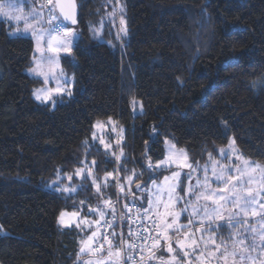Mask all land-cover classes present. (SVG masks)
Instances as JSON below:
<instances>
[{
  "label": "trees",
  "instance_id": "1",
  "mask_svg": "<svg viewBox=\"0 0 264 264\" xmlns=\"http://www.w3.org/2000/svg\"><path fill=\"white\" fill-rule=\"evenodd\" d=\"M36 2L39 8L41 0ZM76 4L77 38L71 55L60 57L74 78L72 95L54 98V106L34 98L42 81L27 74L31 38L10 36L13 26L0 21V264H86L87 256L79 255L83 234L57 225L63 210L97 220L89 208H102V235L115 230L127 240L130 221L121 213L133 197L125 199L112 178L103 188L105 173L122 165L127 171L117 179L125 189L133 170L141 178L131 189L136 183L149 187L150 176L158 180L167 172L147 168L149 158L153 164L163 159L166 140L196 165L217 160L232 138L244 158L264 166V0ZM109 118L124 130L120 162L91 142L93 125ZM93 160L103 197L89 179L74 180L71 195L48 189ZM108 198L118 200L111 228L104 223L112 218L103 202ZM135 202L146 208L147 198ZM123 256L120 264H131ZM166 258L161 243L142 264Z\"/></svg>",
  "mask_w": 264,
  "mask_h": 264
},
{
  "label": "snow or ice",
  "instance_id": "2",
  "mask_svg": "<svg viewBox=\"0 0 264 264\" xmlns=\"http://www.w3.org/2000/svg\"><path fill=\"white\" fill-rule=\"evenodd\" d=\"M118 2V0H117ZM69 4L71 7H74L73 0H69ZM62 5V0H44V3L40 4L39 10L35 7L27 14V16H21L20 14L13 13H21L23 11L22 8L17 7L15 0H9V3L6 5L7 9L10 11H4V5H0V15L4 16L8 21L16 22L17 24L21 19H24L25 24L23 31L28 32L31 29L32 35L36 39L37 47L36 52L40 53L39 60H36L34 67L30 69L36 76L43 77L44 84H48L49 82V73L51 72V66L55 65L57 68L59 67V54L61 52L71 54V43L72 41L68 39L73 36V29L64 25L63 21L70 20L72 24L76 23L74 16L65 11ZM59 8V15L56 14V10ZM44 9L47 10L48 19L46 21L43 20ZM63 17V20L60 17ZM30 18V19H29ZM31 21H35L37 27H33ZM44 23L49 25L48 28H44ZM120 23L122 25L125 24V20L123 17L120 19ZM16 31H20L19 28ZM11 34L15 35L16 32H12ZM126 34V32H125ZM96 35H99L97 32ZM46 53H52L53 55H47ZM45 66L48 67L49 71H44ZM53 80L57 81V86L53 88H41L36 89L34 91V96L36 100H38L42 104H51L55 105L54 95H68L71 96L72 93L70 91L71 83L65 78V74L61 69L59 73L51 77ZM260 87L264 88V85H260ZM108 124L113 125L112 131L117 133V140L122 141L123 129H117L115 127V122L109 118ZM106 125L101 122H97L93 125V128L99 129L104 128ZM99 139V143L104 146L106 153H109L117 162L121 161V158L124 156L123 149H119V155H117L116 150L112 148L111 142H106V139L103 136L97 137V134L93 132V139ZM231 144H235V141H231ZM86 147H91L85 141ZM171 151V149H170ZM221 155L228 159V153H226L223 149H220ZM175 155V154H174ZM210 159L212 158V154L209 153ZM236 159L241 160L242 157L240 154H236ZM126 162V161H125ZM175 165L177 171H172L171 175H165L163 177V181L157 183V179L154 176H150V180L152 185L155 186V190L152 191L149 189L147 184L141 185L140 183H136V191L131 189V185L139 181L141 176L137 174L135 170L132 171L130 175L125 177V180L129 187L125 189L124 182L117 179L118 173L120 171H127V169L123 168L122 165H118V168L114 172H106L103 180V188H107L109 186L108 179L112 178L116 181V186L119 187L120 193L126 199L128 196L133 197L132 202L125 203L124 209L126 212L121 213V218L127 219L128 221H133V217L128 213L131 212L133 208H136L137 216L136 218L140 219L141 222L143 220L148 219L151 221L150 225L147 227V231L149 233L148 236L144 235V232L141 231L138 235V239L141 243L146 244L149 248V251L152 255H155V249L160 246L161 239H163L164 243L167 244V251L169 253H173L175 249L173 248V240L176 242V249H179L184 253L183 257H181V264L185 258L188 257V251L186 248L191 246L192 251L195 252L198 256L203 254L198 251L200 241L194 238V232L189 230L187 227L181 225L179 228H174V225L179 221V214L174 211V204L180 203L184 201L185 207L182 209L183 212L188 211V207L191 206V202L186 200L185 197L192 196L195 201H199L203 199L204 201H210L212 206L205 204L203 206L192 207V214L199 215L200 220L198 226L194 231L201 232V241L203 240L204 233H209V242L212 245H215L211 251L219 253L218 259H223L225 264H227L228 259L231 257L232 264H256L260 257L264 255V231H260L258 233V238L261 241L260 245L256 244V235L252 237L251 242H248V237L246 233L253 232L256 233V229L251 227L246 228L243 232L238 233V239L236 241L237 244L241 246V252L238 254L235 250L229 252L227 245L225 243L217 244L216 240L213 239L217 229H219L222 225L217 223V221L222 222L223 227L225 229H230L235 226L237 229L242 227L245 224H248V221L239 216L238 213H232L227 215V220H225L226 209L228 207L239 209V212L247 213L251 209V214L253 216L257 215L255 209H252V206L257 203V195H264V193L253 194L251 188L247 187V185L251 181V176L249 175V179L247 181L242 178L245 175H248L251 171H256L260 169V165L252 164L247 160H244L243 167L239 164H229L227 167L224 165L213 164L211 167V173L209 175V167L206 165L202 169L203 178H197L196 183L193 185V172L201 171L194 167L192 164L187 162V157L184 156L183 160L176 156L175 159L169 157L165 160L157 161L155 164L148 159L147 168L150 169L154 174L158 169L161 168H171ZM95 165V160L92 161V165H88L82 162V166L77 168L73 174L65 173L64 177L67 180V184H62L60 181L56 182L55 191L67 193L69 195L75 193L77 191V186L72 183L73 178H80L82 180H91L93 187L96 189V193L98 196L103 197V188L101 187V183L98 181L97 177L93 172V166ZM184 168L191 169L190 172H183ZM264 171V169H261ZM213 181H215V189H213ZM164 183H168L167 188L163 187ZM246 192V196H241L240 193ZM166 193V195H165ZM227 193L228 195H224ZM143 194V195H142ZM154 197V199H153ZM147 198L148 207L143 208L141 206L136 205V200L143 201ZM104 204L111 210L112 218L111 221L105 220V225L108 227H113L117 214H116V206L115 203L108 198L103 201ZM84 204V201L80 202ZM161 206L164 209V217L165 219L158 223L157 219H154L150 213L155 211L157 217L160 216V208ZM259 207L264 209V203H260ZM89 212L98 213L101 217L106 215V212L102 208H89ZM141 213H143L141 215ZM71 215L72 217H78V212H72L70 214L61 212L60 223L64 226H70L69 224H65L64 216ZM170 217V219H168ZM81 223L85 224V226L91 227V223L86 219H82L77 222L76 226L80 227ZM95 223H99L96 221ZM188 224H193L192 219H188ZM139 227L143 230L145 226L143 223L139 225ZM2 228V226H0ZM152 232H155V235H151ZM169 232H172L174 235H169ZM129 237L133 236L132 229L129 227L128 231ZM231 235V234H230ZM96 237V232L93 231L91 236L88 237V241L95 243L94 238ZM183 237V241L181 240ZM118 238V239H113ZM190 241V245L187 243ZM107 244L108 255H113V248H115V255L119 256L121 250L124 246L127 247L128 251H134L137 248V245L131 240H125L123 236V232L117 234L115 230H113L109 235H102L100 238V243L98 246L92 248V251H99L104 248V245ZM223 249V251H221ZM210 249H208L207 245L204 248V253H207ZM85 249H81V252H84ZM141 253L143 249H140ZM256 252V256H252L251 253ZM176 259V256L172 257ZM128 259H134L133 256L128 257ZM143 259V256H141ZM190 264V262H189Z\"/></svg>",
  "mask_w": 264,
  "mask_h": 264
},
{
  "label": "rangeland",
  "instance_id": "3",
  "mask_svg": "<svg viewBox=\"0 0 264 264\" xmlns=\"http://www.w3.org/2000/svg\"><path fill=\"white\" fill-rule=\"evenodd\" d=\"M38 1V0H37ZM9 3V0H0V5H4V11H10L9 9H7L6 5ZM15 3L17 5V7H20L23 9V11L21 13H13V14H20L21 16H27V14L33 9V7H35L37 10H39V8L37 7V2L36 0H15ZM44 11V16H43V20L46 21L48 19V13L47 10H43ZM57 14V13H56ZM110 15V14H109ZM111 16V15H110ZM109 16V20H112ZM112 17V16H111ZM30 19V18H29ZM105 19V18H104ZM104 19L103 22H101L100 26L97 29V32L99 33V35H97L96 37L99 39L101 38V34H102V29L104 28ZM0 21H5L9 24H11L13 27L9 33L10 36H24V37H29L31 38L32 42H33V55H34V59H33V66L36 62V60H39L40 58V53L36 52V47H37V43H36V39L34 38V36L32 35L31 29L28 32H24L23 28H24V24L25 21L24 19H21V21H19V23L17 24L16 22H12V21H8L4 16L0 15ZM33 27H37L36 22L35 21H31ZM66 26V25H65ZM49 25H47L46 23H44V28H48ZM68 27V26H67ZM19 28L20 31H16V29ZM71 28V27H69ZM73 29V36L69 37L68 39H70L72 41L71 43V49L73 46V43L76 41L77 38V33L76 30L74 28ZM121 29H122V25H121ZM16 32L15 35L11 34L12 32ZM96 32V33H97ZM72 53V51H71ZM47 55H53L52 53H46ZM71 55V54H70ZM67 53L61 52L59 54V67L57 68L55 65L51 66V72L49 73V82L48 84H44L43 82V77L41 76H36L33 72L29 71L27 72L29 77L32 78H38L39 80L42 81V86L38 87L37 89H41V88H55L57 86V81L53 80L51 77L56 75L57 73H59V71L62 69L61 67V62H60V57L61 56H70ZM63 70V69H62ZM44 71L48 72L49 69L47 66H45ZM63 73L65 74V78L71 83V88L73 85V81L74 78L70 75H67L64 71ZM70 88V91H71ZM36 90V89H35ZM61 95H54V98H57ZM35 98V96H34ZM36 99V98H35ZM112 120V119H111ZM108 120L105 121H99L102 124L106 125V127L104 128H93V132H95L97 134V137L103 136L106 139V142H111L112 143V148L114 150H116L117 155H119V146L121 141L117 140V133L113 132L111 129L113 127V125L108 124ZM114 121V120H112ZM97 123V122H96ZM95 123V124H96ZM94 124V125H95ZM115 127L117 129H119L117 123H115ZM123 136V134H122ZM231 141H233L232 138L229 139L228 143L226 144V146L220 148L223 149L226 153H228V159L225 160V158L221 155L220 153V149H219V158L217 160H209L207 161L205 164H196L193 165L194 167L201 169V171H197V172H193V185L196 183V179L203 178V171L202 169L204 168V166H208L209 167V175L211 173V167L213 164H217V166L219 167V165H224L225 167H227L229 164H239L241 167H243V162L244 160H247L248 162L252 163V164H256V165H260L258 163H255L251 160H248L246 158H244L239 150L236 148L235 144H231ZM91 142L94 144H97L101 150H103L105 153V148L103 145H101L99 143V139L97 138L96 140L93 139V133L91 135ZM171 149V151H170ZM240 154V156L242 157L241 160H237L236 159V154ZM175 154V155H174ZM108 156H111L109 153H107ZM176 156H179V158L181 160H183L184 156H186V153L184 150L182 149H178L176 148L169 140H166L164 142V156L162 160H165L169 157H172L173 159L176 158ZM187 157V156H186ZM161 161V160H160ZM187 162H189L188 158H187ZM163 170H166L167 172H165L163 174V176L157 180V183H160L163 181V177L165 175H171L172 171H177L180 169H177L175 167V165L173 164V166L171 168H161ZM158 169V170H161ZM261 169H264V166L260 165V169H257L256 171H251L249 172L248 175H245L242 179L247 181L249 179V175L251 176V181L250 183L247 185V187L251 188L253 191V194L256 195L257 193H264V171H262ZM183 172H190L191 169L188 168H184L182 170ZM62 177H59V179L57 181H62ZM66 180V179H65ZM74 180H81L80 178H73L72 183L75 185L76 182ZM90 180V179H89ZM67 180L65 183L62 184H67ZM163 187L167 188L168 183H164L162 185ZM215 181H213V189H215ZM56 187V182L51 183L48 186V189H50L51 191L57 193V194H62L63 192H58L55 191ZM149 189L154 191L155 190V186L152 185V183L149 185ZM117 190H119V188H117ZM63 194H67V193H63ZM166 195V193H165ZM224 195H228L227 193H224ZM241 196H246L247 193H240ZM154 199V197H153ZM186 200L191 202V206L188 207V211L187 212H183L182 209L186 206L184 201H181L180 203H175V201L173 202L174 204V211L175 213L179 214V221L174 225V228H179L181 227V225L187 227L189 230H192L194 232V238L198 241H200V245L198 248V251L203 253L201 255H197L195 252L192 251V247L189 246L186 248V251H188V257L184 259L183 264H225V261L223 259H218L219 253L211 251V249H213L215 247V245H212L209 242V233L205 232L204 236H203V240L201 241V232L200 231H194L196 229V227L198 226L199 220H200V216L197 215H193L192 214V207H196V206H203L205 204H208L209 206L211 205L210 201H204L203 199L199 200V201H195L194 197L192 196H188L185 197ZM260 203H264V195H257V203L255 205L252 206V209H255V211L257 212V215L253 216L251 214V209L247 212V213H242L239 212V209L236 208H231L228 207L225 211H226V215H225V220H227V215L228 214H232V213H238L240 217H242L243 219L248 221V224L243 225L242 227H240L239 229H237L235 226H233L230 229H225L223 227L222 222L217 221V223H220L222 226L221 228L217 229L215 235L213 236V239L216 240L217 244L220 243H225L227 245V248L229 250V252L235 250L238 254H240L241 252V246L239 244L236 243L237 239H238V233L239 232H243L246 228H253L256 229V233L253 232H248L246 233L247 237H248V242H251L252 237L254 235H256V244L260 245L261 241L258 238V233L260 231H264V209H261L259 207ZM180 205V206H179ZM148 207V202L146 203V208ZM136 210V208H133ZM160 216L157 217L155 214V211H153L152 213H150V215H152V217L154 219L158 220V223L162 222L165 217L163 215L164 213V209L161 206L160 208ZM61 212H65V213H72L74 211H67V210H63ZM61 212L59 213L58 217H57V225L61 228V229H77L79 230L83 236L81 238V240L79 241V255L83 256L86 255L87 259H86V264H120V257L115 255V249L113 248V255L109 256L108 255V248L107 247L104 251V248L99 250V251H92V248L96 247L99 245L100 243V238L102 237V233H101V228L104 227L102 221L103 219L101 218V216L97 213L98 219L94 220L91 219L89 217H84L81 215L80 212L78 217H72L71 215H65L64 216V221L65 224H69L70 226H64L60 223V219H61ZM90 214H95L93 212H89ZM143 213H141L142 215ZM86 218L90 223H91V227L85 226V224L81 223L80 227H77L76 224L77 222H79L80 220ZM183 218H185V220H182ZM192 219L193 220V224L189 225L188 224V219ZM170 219V217L168 218ZM96 221H99V223H95ZM139 221L141 222V220L139 219ZM148 225L145 226H149L151 221L148 219L143 220V222L141 223H145ZM83 231V232H82ZM85 231L87 232L85 234ZM95 231L96 232V237L94 238L95 243L88 241V237L91 236L92 232ZM155 234V232H152ZM231 234V235H230ZM169 235H174L172 232H169ZM128 240V237H127ZM181 240L183 241V237H181ZM161 243L163 244V246L165 247V253H167V258H166V264H181V257H183L184 253L182 251H180L179 249H176V242L175 240H173V248L175 249V251L173 253H169L167 251V244L164 243L163 239H161ZM160 243V244H161ZM190 245V241L187 242ZM107 244H105L106 246ZM207 245L208 249H210L207 253H204V248ZM104 246V247H105ZM85 249L84 252H81V249ZM125 248H127L125 246ZM221 251H223V249H221ZM106 253V254H105ZM252 256H256L257 253L253 252L251 253ZM176 256V259H173L172 257ZM160 264H165L162 262H159ZM227 264H232V259L231 257L228 259ZM237 264H239V261H237ZM256 264H264V255H262L260 257V260H258L256 262Z\"/></svg>",
  "mask_w": 264,
  "mask_h": 264
},
{
  "label": "built area",
  "instance_id": "4",
  "mask_svg": "<svg viewBox=\"0 0 264 264\" xmlns=\"http://www.w3.org/2000/svg\"><path fill=\"white\" fill-rule=\"evenodd\" d=\"M44 3V0H41V4ZM46 10V9H45ZM115 204L118 205V200L115 202ZM129 215H131L133 217V221H130V228L132 229L133 232V236L129 237L128 235V240L133 241L136 245L137 248L134 251H124L123 249L121 250V257L124 258V254H127V257L133 256L134 259H128L129 262L131 264H142L143 262H145L150 256H151V252L149 251V248L146 244L141 243V241L137 238L138 235L140 234L141 231L144 232L145 236H148L149 233L146 230L147 226H145V229H141L139 227V225L141 224V222L139 221L138 218H136L137 213L135 209H132L130 213H128ZM151 235H154L153 233H151ZM140 249H143V252L141 253ZM156 250V249H155ZM141 256H143V259H141Z\"/></svg>",
  "mask_w": 264,
  "mask_h": 264
},
{
  "label": "water",
  "instance_id": "5",
  "mask_svg": "<svg viewBox=\"0 0 264 264\" xmlns=\"http://www.w3.org/2000/svg\"><path fill=\"white\" fill-rule=\"evenodd\" d=\"M73 2H74L75 6L71 7V5L69 4V0H62L61 6L64 7L65 11L70 12L76 20L77 15H78V9H77L76 0H73ZM56 13H57V15H59V8H57ZM60 19L63 20V17L61 16ZM63 23H64V25L71 27V28H74L76 26V23L72 24L70 20L63 21Z\"/></svg>",
  "mask_w": 264,
  "mask_h": 264
},
{
  "label": "crops",
  "instance_id": "6",
  "mask_svg": "<svg viewBox=\"0 0 264 264\" xmlns=\"http://www.w3.org/2000/svg\"><path fill=\"white\" fill-rule=\"evenodd\" d=\"M38 79V78H37Z\"/></svg>",
  "mask_w": 264,
  "mask_h": 264
}]
</instances>
